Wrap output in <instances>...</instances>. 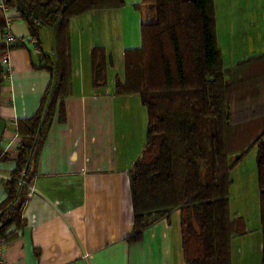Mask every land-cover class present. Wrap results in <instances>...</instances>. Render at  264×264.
Returning <instances> with one entry per match:
<instances>
[{"label":"crops","instance_id":"crops-1","mask_svg":"<svg viewBox=\"0 0 264 264\" xmlns=\"http://www.w3.org/2000/svg\"><path fill=\"white\" fill-rule=\"evenodd\" d=\"M123 1L120 8L71 20L72 84L63 100L65 120L57 116L42 147L23 210L25 223L6 242L5 264H186L179 210L146 229L140 242L127 241L134 229L130 171L147 145L148 114L139 95H115V83L124 78L125 52L140 47L141 26L155 22L157 13L142 0ZM214 6L224 66L264 56V0H214ZM0 22L6 24L0 44L8 32L24 44L11 50L9 73L0 67L1 205L22 142L17 122L36 114L52 76L36 68L39 55L13 4L0 0ZM41 40L53 57V30L44 28ZM96 48L112 59L106 87L94 86ZM260 87L264 105V78ZM239 167L231 175V213L244 220L247 232L232 240V264H261L259 185L251 196L241 185L246 176L236 173Z\"/></svg>","mask_w":264,"mask_h":264},{"label":"trees","instance_id":"trees-1","mask_svg":"<svg viewBox=\"0 0 264 264\" xmlns=\"http://www.w3.org/2000/svg\"><path fill=\"white\" fill-rule=\"evenodd\" d=\"M6 4H13L28 25L40 59L36 68L48 71L52 81L36 114L17 122L22 139L17 167L4 183L8 197L0 205V239L5 242L25 223L23 210L42 147L57 116L65 120L63 100L72 84L71 20L120 8L124 1ZM141 5L153 7L157 18L141 26L140 47L125 52L124 78H117L114 91L117 96L139 95L148 114L147 145L130 171L134 229L127 241L140 242L146 229L179 210L185 263L232 264V240L247 231L244 220L231 213V175L256 149L264 264V76L258 73L264 71V56L224 66L214 0H142ZM44 28L54 33L53 57L43 49ZM22 46L18 41L11 49ZM5 50L0 44V53ZM109 64L104 48L93 50L95 87H106ZM250 68L257 74H249Z\"/></svg>","mask_w":264,"mask_h":264},{"label":"rangeland","instance_id":"rangeland-1","mask_svg":"<svg viewBox=\"0 0 264 264\" xmlns=\"http://www.w3.org/2000/svg\"><path fill=\"white\" fill-rule=\"evenodd\" d=\"M153 8V7H152ZM260 96V95H259ZM238 97H241L240 95ZM261 97V96H260ZM262 99V98H260ZM256 157H257V150L253 149L250 151L243 162L239 165L240 167L237 168L236 173H241L242 175H245V179L242 180V186H248L250 189V195L256 194V186L258 185V173H257V163H256ZM241 188V186H240Z\"/></svg>","mask_w":264,"mask_h":264},{"label":"built area","instance_id":"built-area-1","mask_svg":"<svg viewBox=\"0 0 264 264\" xmlns=\"http://www.w3.org/2000/svg\"><path fill=\"white\" fill-rule=\"evenodd\" d=\"M8 0H2L4 4L7 3ZM18 38L11 34L7 33L4 40V45L6 46V50L0 53V67L4 68L6 72H10L11 70V63H10V52H11V46L16 44L18 42ZM21 186H25L23 181H20ZM32 192L29 193V196H31ZM5 246L6 242L3 239H0V264H5L4 261V254H5Z\"/></svg>","mask_w":264,"mask_h":264}]
</instances>
